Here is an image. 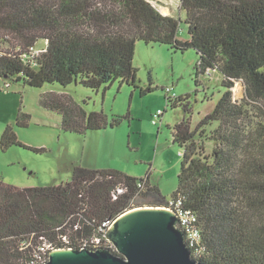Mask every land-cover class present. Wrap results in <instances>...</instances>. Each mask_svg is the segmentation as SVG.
Listing matches in <instances>:
<instances>
[{"label":"trees","instance_id":"1","mask_svg":"<svg viewBox=\"0 0 264 264\" xmlns=\"http://www.w3.org/2000/svg\"><path fill=\"white\" fill-rule=\"evenodd\" d=\"M180 7L187 40L179 38L180 19L151 0H0V77L6 88L9 80L32 87L80 83L96 91L118 80L139 87L133 61L142 41L194 49L200 57L196 85L218 71L225 89L194 128L189 96L173 98L165 89L174 107L184 106L182 121L172 128L182 161L169 200L148 179L118 169L75 166L70 181L24 188L0 176V264H45L52 250L63 247H112L103 222L132 209L138 196L158 198L189 218L199 236L198 258L264 264V122L252 125L250 113L251 106L264 109V0H180ZM238 81L244 83L240 100L233 90ZM152 84L150 78L142 95L154 91ZM86 103L67 92L40 97L43 108L62 116L64 132L119 124V117L111 121L102 111H88ZM161 115L154 114V124ZM29 119L21 109L15 125L26 127ZM14 145L46 151L22 143L8 124L0 150Z\"/></svg>","mask_w":264,"mask_h":264},{"label":"rangeland","instance_id":"2","mask_svg":"<svg viewBox=\"0 0 264 264\" xmlns=\"http://www.w3.org/2000/svg\"><path fill=\"white\" fill-rule=\"evenodd\" d=\"M151 1L160 12L180 19L181 40L190 38L180 0ZM37 46L42 48L45 42L40 41ZM199 59L194 49L183 52L164 44L147 45L139 41L133 61L139 87L121 84L118 80L107 90L101 88L96 91L80 83L67 87L58 84L32 87L9 80L11 86L6 88V79L0 77V139L6 125L12 124L22 143L46 149L37 153L14 145L7 151L0 150L3 181L22 188L40 187L70 181L75 166L118 169L148 179L169 200L178 186L182 161V149L172 142V128L182 121L184 106L174 107L165 97V89L171 88L173 98L189 96L185 104L191 107L193 128L211 112L225 91L218 71L210 77L201 76V84L196 85ZM150 78L155 89L142 95V89L147 90L150 86ZM233 90L235 99L244 97L242 81H238ZM49 91L70 93L78 102L87 101L85 108L88 111H102L109 120L119 117L120 122L115 127L109 125L86 134L64 132L62 116L40 104L41 95ZM21 109L30 115L26 127L15 125ZM158 111L162 115L154 124V114ZM250 113L252 125L264 122L261 105L251 106ZM209 146L212 148L213 144ZM132 206H166V202L153 196H138L132 201ZM105 239L108 240L106 235Z\"/></svg>","mask_w":264,"mask_h":264},{"label":"water","instance_id":"3","mask_svg":"<svg viewBox=\"0 0 264 264\" xmlns=\"http://www.w3.org/2000/svg\"><path fill=\"white\" fill-rule=\"evenodd\" d=\"M106 237L112 247L54 249L45 264H211L194 257L178 213L164 206L125 211Z\"/></svg>","mask_w":264,"mask_h":264},{"label":"built area","instance_id":"4","mask_svg":"<svg viewBox=\"0 0 264 264\" xmlns=\"http://www.w3.org/2000/svg\"><path fill=\"white\" fill-rule=\"evenodd\" d=\"M164 207H167L169 209H173L169 205H166ZM173 210H175V209H173ZM177 213H178L179 218H180V226L186 231L187 241H188L190 247L194 251L193 255H194L195 258H198L197 252L194 249L195 242H196V240L199 239L198 233H197V231H195V230H193V229L190 228V226L188 224L189 223V218L185 214L179 213V212H177ZM115 220L114 221H112L110 219L109 220H106V221L103 222V226L106 227V229L108 230L113 225V223L115 222Z\"/></svg>","mask_w":264,"mask_h":264}]
</instances>
